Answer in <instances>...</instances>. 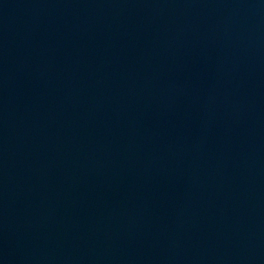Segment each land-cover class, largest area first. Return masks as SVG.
Listing matches in <instances>:
<instances>
[{"label":"water","instance_id":"obj_1","mask_svg":"<svg viewBox=\"0 0 264 264\" xmlns=\"http://www.w3.org/2000/svg\"><path fill=\"white\" fill-rule=\"evenodd\" d=\"M0 264H264V0H0Z\"/></svg>","mask_w":264,"mask_h":264}]
</instances>
